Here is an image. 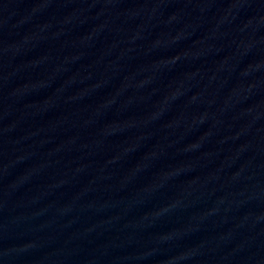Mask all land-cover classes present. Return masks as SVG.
I'll return each mask as SVG.
<instances>
[{
    "label": "water",
    "instance_id": "water-1",
    "mask_svg": "<svg viewBox=\"0 0 264 264\" xmlns=\"http://www.w3.org/2000/svg\"><path fill=\"white\" fill-rule=\"evenodd\" d=\"M0 264H264V0H0Z\"/></svg>",
    "mask_w": 264,
    "mask_h": 264
}]
</instances>
